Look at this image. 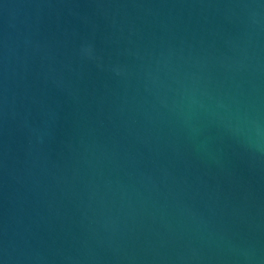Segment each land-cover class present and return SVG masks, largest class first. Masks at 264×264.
Instances as JSON below:
<instances>
[{
  "label": "water",
  "instance_id": "obj_1",
  "mask_svg": "<svg viewBox=\"0 0 264 264\" xmlns=\"http://www.w3.org/2000/svg\"><path fill=\"white\" fill-rule=\"evenodd\" d=\"M0 264H264V0H0Z\"/></svg>",
  "mask_w": 264,
  "mask_h": 264
}]
</instances>
